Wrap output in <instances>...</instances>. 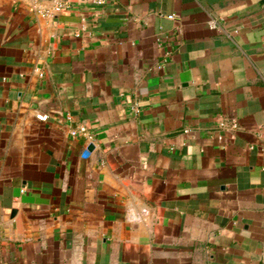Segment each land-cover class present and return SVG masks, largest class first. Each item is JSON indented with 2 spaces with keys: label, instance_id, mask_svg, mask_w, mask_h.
Listing matches in <instances>:
<instances>
[{
  "label": "crops",
  "instance_id": "0c3cea01",
  "mask_svg": "<svg viewBox=\"0 0 264 264\" xmlns=\"http://www.w3.org/2000/svg\"><path fill=\"white\" fill-rule=\"evenodd\" d=\"M106 1L0 0V264H264V0Z\"/></svg>",
  "mask_w": 264,
  "mask_h": 264
},
{
  "label": "built area",
  "instance_id": "2783aa9c",
  "mask_svg": "<svg viewBox=\"0 0 264 264\" xmlns=\"http://www.w3.org/2000/svg\"><path fill=\"white\" fill-rule=\"evenodd\" d=\"M73 1L74 0H54L52 9L50 11L44 12V14L46 16H54L61 11L68 10V9L72 8ZM92 2L96 6H104L107 1L106 0H92ZM173 17H174L173 15H169V18H173ZM48 118H49L48 114H44V113L37 114V119H39V120L46 121ZM219 125L221 127H225V126H230L231 128H237L238 127V123L236 121H231L228 123L226 120H221ZM70 134L72 136L89 135L88 129L85 125H80L77 128L71 129ZM85 154H90V151L88 149H86Z\"/></svg>",
  "mask_w": 264,
  "mask_h": 264
},
{
  "label": "water",
  "instance_id": "95a60500",
  "mask_svg": "<svg viewBox=\"0 0 264 264\" xmlns=\"http://www.w3.org/2000/svg\"><path fill=\"white\" fill-rule=\"evenodd\" d=\"M90 149H92V146H90Z\"/></svg>",
  "mask_w": 264,
  "mask_h": 264
}]
</instances>
